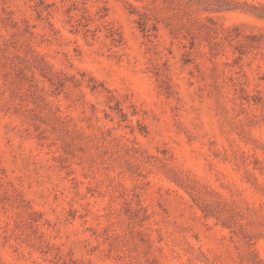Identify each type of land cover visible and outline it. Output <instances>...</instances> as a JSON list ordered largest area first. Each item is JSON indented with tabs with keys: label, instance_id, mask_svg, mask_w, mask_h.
I'll use <instances>...</instances> for the list:
<instances>
[{
	"label": "rangeland",
	"instance_id": "rangeland-1",
	"mask_svg": "<svg viewBox=\"0 0 264 264\" xmlns=\"http://www.w3.org/2000/svg\"><path fill=\"white\" fill-rule=\"evenodd\" d=\"M0 264H264V0H0Z\"/></svg>",
	"mask_w": 264,
	"mask_h": 264
}]
</instances>
